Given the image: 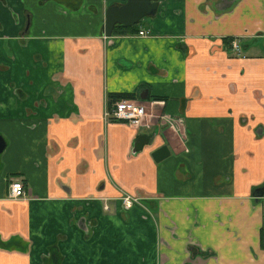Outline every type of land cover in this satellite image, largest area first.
Instances as JSON below:
<instances>
[{
    "label": "crops",
    "instance_id": "0c3cea01",
    "mask_svg": "<svg viewBox=\"0 0 264 264\" xmlns=\"http://www.w3.org/2000/svg\"><path fill=\"white\" fill-rule=\"evenodd\" d=\"M59 1L0 0V264H264V0H159L109 40L124 0ZM118 94L155 116L107 121Z\"/></svg>",
    "mask_w": 264,
    "mask_h": 264
},
{
    "label": "built area",
    "instance_id": "2783aa9c",
    "mask_svg": "<svg viewBox=\"0 0 264 264\" xmlns=\"http://www.w3.org/2000/svg\"><path fill=\"white\" fill-rule=\"evenodd\" d=\"M140 36L146 37L149 31L141 30ZM234 49L238 51V47L234 45ZM156 102H152L150 106H154ZM160 103V102H158ZM163 103V102H162ZM149 106L142 99H121L110 102L105 108V118L107 121H119L128 124L134 128L143 127L146 124L149 115ZM9 197L12 199L26 198L24 184L21 181H13L9 185ZM125 209L131 208L138 204L139 200L135 197L125 196L121 199ZM108 209V207L106 206Z\"/></svg>",
    "mask_w": 264,
    "mask_h": 264
},
{
    "label": "water",
    "instance_id": "95a60500",
    "mask_svg": "<svg viewBox=\"0 0 264 264\" xmlns=\"http://www.w3.org/2000/svg\"><path fill=\"white\" fill-rule=\"evenodd\" d=\"M158 10L157 0H127V3L122 6H114L107 10L105 22V34L110 37L115 25H126L133 27L142 19L155 16ZM147 96H142V100H146ZM145 144V143H144ZM139 147L142 149L143 145ZM147 144V143H146ZM6 144L0 138V153L3 152ZM264 196V188L260 189L256 197Z\"/></svg>",
    "mask_w": 264,
    "mask_h": 264
},
{
    "label": "flooded vegetation",
    "instance_id": "af4514ba",
    "mask_svg": "<svg viewBox=\"0 0 264 264\" xmlns=\"http://www.w3.org/2000/svg\"><path fill=\"white\" fill-rule=\"evenodd\" d=\"M72 2H75V0H71ZM157 2H158V8H159V6H160V1L159 0H157ZM127 3V0H124V3H122V4H120V5H113V6H110L109 8H111V7H114V6H122V5H124V4H126ZM109 8H107V10L109 9ZM107 10H106V14H107ZM157 14V13H156ZM156 16V15H155ZM155 16H152V17H147V18H153V17H155ZM145 19V18H144ZM144 19H142L137 25H135V26H138V29H139V27L141 26V24L143 23L142 21L144 20ZM105 22H106V16H105ZM28 24L30 25V23H29V20H28ZM117 25H120V24H117ZM116 26V25H115ZM126 26V25H125ZM129 27V26H128ZM114 29H115V27H114ZM114 29H113V32H112V34H111V36L110 37H108V36H106V34H105V24H104V29H103V34H104V39L105 40H109L112 36H116L115 34H114ZM141 30H145V29H141ZM141 30H137V32H136V34H137V36H140V31ZM149 31V33H150V30H148ZM140 37H143V36H140ZM147 37V36H146ZM261 37H263V36H261ZM225 40L228 42L227 43V45H228V48H229V50L233 53V55H237V56H240V55H242V47H241V45H240V42H239V40H238V38H234V37H232V38H225ZM234 45H236L237 47H238V51H236L235 49H234ZM230 46V47H229ZM151 116H155L154 115V112L153 113H151ZM0 138H2L3 140H4V138L3 137H1L0 136ZM150 140H147L145 143H148ZM4 142H5V140H4ZM5 144H6V142H5ZM142 146V145H141ZM144 146V145H143ZM6 147V146H5ZM143 148V147H142ZM4 150H5V148H4ZM3 150V151H4ZM138 150H139V147H138ZM140 150H142V149H140ZM3 153V152H2ZM2 153H0V155L2 154ZM20 181L24 184V187H25V191H26V197L28 196V194H29V190H28V188H27V186H26V184L24 183V181L23 180H21L20 179ZM11 182H13V181H11ZM10 182V183H11ZM262 188H264V186L263 187H261V188H259V189H257L255 192H254V196L256 197V195H258L257 193H259V191H260V189H262ZM256 198H259V197H256ZM261 198V197H260Z\"/></svg>",
    "mask_w": 264,
    "mask_h": 264
},
{
    "label": "trees",
    "instance_id": "16d2710c",
    "mask_svg": "<svg viewBox=\"0 0 264 264\" xmlns=\"http://www.w3.org/2000/svg\"><path fill=\"white\" fill-rule=\"evenodd\" d=\"M138 30V26L128 27L125 25H116L114 29L115 35H125L130 33H136ZM109 101H117L121 99H134L133 94H118V95H109Z\"/></svg>",
    "mask_w": 264,
    "mask_h": 264
},
{
    "label": "rangeland",
    "instance_id": "374dc122",
    "mask_svg": "<svg viewBox=\"0 0 264 264\" xmlns=\"http://www.w3.org/2000/svg\"><path fill=\"white\" fill-rule=\"evenodd\" d=\"M57 2H60L59 0H56ZM64 8V10L65 11H69L70 12V14H72V12L65 6V5H62V4H57L56 5V10H58L59 8ZM81 11V10H80ZM82 12H83V10H82ZM147 20H150V18H145L142 22H145V21H147ZM183 174H182V176H181V181H185L186 180V176H185V172H182Z\"/></svg>",
    "mask_w": 264,
    "mask_h": 264
}]
</instances>
